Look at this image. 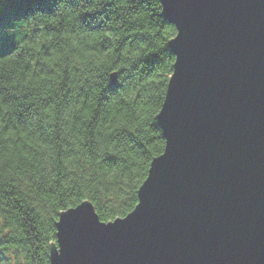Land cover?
<instances>
[{"label": "water", "instance_id": "obj_1", "mask_svg": "<svg viewBox=\"0 0 264 264\" xmlns=\"http://www.w3.org/2000/svg\"><path fill=\"white\" fill-rule=\"evenodd\" d=\"M161 2L177 30L165 151L125 218L62 213L50 264H264V0Z\"/></svg>", "mask_w": 264, "mask_h": 264}, {"label": "trees", "instance_id": "obj_2", "mask_svg": "<svg viewBox=\"0 0 264 264\" xmlns=\"http://www.w3.org/2000/svg\"><path fill=\"white\" fill-rule=\"evenodd\" d=\"M57 2L13 0L24 12L52 13ZM144 3L150 0H140V4ZM163 11L158 14L166 24L163 26L151 17L146 21L123 19L115 14L106 18V26L119 39L103 38L97 42L101 49L115 44L116 54L125 46L134 49L144 43L147 47L146 54L134 57L129 68L105 71L100 84L77 74L78 69L60 65L51 68L37 61L35 66L24 64V71L36 76V84L13 86L14 73L0 69V94L13 107L9 124L14 130L26 132L29 141L48 146L39 150L17 138L21 148L15 154L24 151L30 160L21 157L16 162L22 167L15 172L28 184L15 174L7 181L0 180V216L4 217L5 226L12 227L11 232L0 237V244L35 250L32 256L37 264H50L62 213L88 201L103 222H111L125 218L138 205V191L148 177L151 163L166 147L158 116L174 73L176 58L169 43L177 30L165 20ZM90 19L94 17L75 21L68 40L61 43L75 40L72 32L104 30L100 25H91ZM145 25L154 35L141 31ZM47 32L59 39L55 20ZM14 47L11 38L0 31V56ZM42 50L47 55L49 45H42ZM164 50L166 56L161 55ZM114 73L118 74L115 85L111 79ZM40 76L45 79L40 80ZM84 112L90 116L85 117ZM101 145L113 150L101 154L97 150Z\"/></svg>", "mask_w": 264, "mask_h": 264}, {"label": "clouds", "instance_id": "obj_3", "mask_svg": "<svg viewBox=\"0 0 264 264\" xmlns=\"http://www.w3.org/2000/svg\"><path fill=\"white\" fill-rule=\"evenodd\" d=\"M162 11L160 0H150V3L144 4H140V0H58L52 13L39 10L24 12L15 6L13 0H0V31L10 37L15 46L12 51L0 56L9 57L0 60V69L7 68L14 73L15 79L11 82L13 86L22 84L27 87L36 84V76L32 71L25 72L24 64L35 66L37 61H42L51 68L60 65L69 67V70L78 69L79 73L77 74H83L85 78H91L100 84L105 71L109 68L112 71L121 67L129 68L134 57L138 58L140 55L146 54L144 50L147 47L144 43L134 49L125 46L116 54H114L115 44L112 47L101 49L97 42L103 38L106 37L113 41L119 39V36H114L113 31L106 26V18L115 14L123 19L146 21L151 17L163 26L166 24L158 18V14ZM86 16L94 17L89 20V23L100 25L104 30L79 34L72 32L75 40L66 44L61 43V41L68 40V33L72 31L75 21ZM53 20H55L59 32V39L47 32ZM141 31L154 35L147 25ZM52 44H56L57 47H52ZM42 45H49L47 55L44 54ZM161 55L166 56L165 50ZM117 56L120 57L119 60H117ZM114 62L115 66L113 67ZM35 71L39 72V68H36ZM39 79L43 80L45 77L40 76ZM48 79H55V77H48ZM4 86L9 87V85ZM12 110V104L5 103L4 94H0V180L7 181L15 174L19 179L24 180L25 184H28V181L20 173L15 172V169L22 167L16 161H19L21 157L30 160L24 151L15 154L16 149L21 148V144L16 143L17 138H23V143H28L30 147L39 150H44L48 146L31 142L27 139L26 132L14 130L9 124ZM77 110H80L79 105H77ZM83 115L88 117L90 113L84 112ZM97 150L102 154L103 151H112L113 148L101 145ZM87 166L86 162L85 167ZM11 231V225L5 226L4 217L0 216V237ZM56 248L59 251V246ZM34 251L20 245L0 244V264H37L32 256Z\"/></svg>", "mask_w": 264, "mask_h": 264}]
</instances>
